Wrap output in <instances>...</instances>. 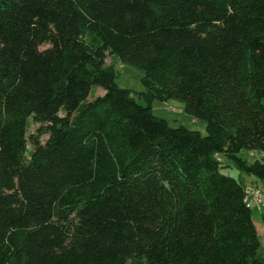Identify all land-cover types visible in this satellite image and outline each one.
Segmentation results:
<instances>
[{"label": "trees", "instance_id": "trees-1", "mask_svg": "<svg viewBox=\"0 0 264 264\" xmlns=\"http://www.w3.org/2000/svg\"><path fill=\"white\" fill-rule=\"evenodd\" d=\"M172 99L204 135L152 113ZM260 150L264 0H0V264H264L219 169L263 188Z\"/></svg>", "mask_w": 264, "mask_h": 264}, {"label": "rangeland", "instance_id": "rangeland-1", "mask_svg": "<svg viewBox=\"0 0 264 264\" xmlns=\"http://www.w3.org/2000/svg\"><path fill=\"white\" fill-rule=\"evenodd\" d=\"M105 64L112 66L115 70L116 77L115 82L119 87L127 88L131 90L135 94L136 99L144 104V101L138 98V92L144 90V86L141 82L142 72L137 68L129 66L125 63H122L117 59V57L110 53V51H106ZM104 90L101 87H97L93 89L92 96L102 95ZM152 113L160 118H164L167 120L170 126H185L189 129L198 131L201 135L206 133L205 130V122L201 120H193L189 115L183 112V102L180 100H167V101H158L154 100L151 104ZM62 114V113H60ZM39 127L38 123L32 121L29 118V124L26 131V135L29 136L33 133H38L37 128ZM47 133H40L38 135L41 141H44L47 138ZM247 160L250 161V158L247 157ZM220 171L225 174H230L235 178L239 179L243 184H247L250 180H252L251 175L245 174L237 167H235L232 162L228 158H223ZM259 186L261 187L260 181H258ZM252 215L253 221L255 222L258 229L264 228V222L262 219V213H264V206H252ZM260 229V230H261ZM259 241L260 248L264 251V234L259 232Z\"/></svg>", "mask_w": 264, "mask_h": 264}, {"label": "built area", "instance_id": "built-area-1", "mask_svg": "<svg viewBox=\"0 0 264 264\" xmlns=\"http://www.w3.org/2000/svg\"><path fill=\"white\" fill-rule=\"evenodd\" d=\"M247 155L251 159H255L260 161L261 163L264 164V151H249L247 152ZM214 157L218 160L221 161L222 158L219 154H215ZM263 188H261L259 185L252 183V184H247L245 185L244 188V201L246 205L250 208L252 206H264V179H263Z\"/></svg>", "mask_w": 264, "mask_h": 264}, {"label": "crops", "instance_id": "crops-1", "mask_svg": "<svg viewBox=\"0 0 264 264\" xmlns=\"http://www.w3.org/2000/svg\"><path fill=\"white\" fill-rule=\"evenodd\" d=\"M252 183H256L257 185H259L258 182H256L255 178H252V180H250L249 182H247V184H252ZM254 224H255V222H254ZM255 226H256V224H255ZM260 229H258V227L256 226V230H257L258 236H260V233H259L260 231H261L262 234H264V228L261 229V230ZM261 251L264 254V251L263 250H261Z\"/></svg>", "mask_w": 264, "mask_h": 264}]
</instances>
